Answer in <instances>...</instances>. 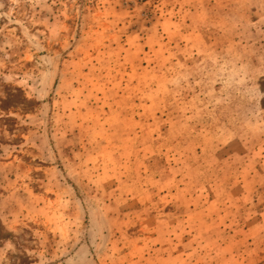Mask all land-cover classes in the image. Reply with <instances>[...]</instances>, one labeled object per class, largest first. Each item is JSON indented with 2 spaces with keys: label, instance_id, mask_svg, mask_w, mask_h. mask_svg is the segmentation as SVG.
Returning a JSON list of instances; mask_svg holds the SVG:
<instances>
[{
  "label": "rangeland",
  "instance_id": "obj_1",
  "mask_svg": "<svg viewBox=\"0 0 264 264\" xmlns=\"http://www.w3.org/2000/svg\"><path fill=\"white\" fill-rule=\"evenodd\" d=\"M0 264H264V0H0Z\"/></svg>",
  "mask_w": 264,
  "mask_h": 264
}]
</instances>
